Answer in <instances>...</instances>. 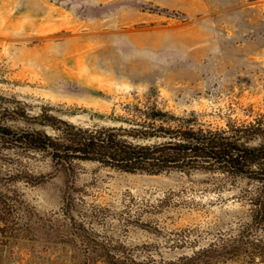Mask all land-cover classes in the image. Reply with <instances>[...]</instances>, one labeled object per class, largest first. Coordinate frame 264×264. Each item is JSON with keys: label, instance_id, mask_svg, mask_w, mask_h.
<instances>
[{"label": "rangeland", "instance_id": "374dc122", "mask_svg": "<svg viewBox=\"0 0 264 264\" xmlns=\"http://www.w3.org/2000/svg\"><path fill=\"white\" fill-rule=\"evenodd\" d=\"M145 105L264 120V0H0V127ZM0 264H264V179L68 170L0 138Z\"/></svg>", "mask_w": 264, "mask_h": 264}, {"label": "trees", "instance_id": "16d2710c", "mask_svg": "<svg viewBox=\"0 0 264 264\" xmlns=\"http://www.w3.org/2000/svg\"><path fill=\"white\" fill-rule=\"evenodd\" d=\"M192 122L145 105L132 107L110 126L87 128L56 120L55 135L0 127V138L26 152L47 155L68 170L84 162L130 174L210 172L264 179L262 118L230 120L220 129L197 128Z\"/></svg>", "mask_w": 264, "mask_h": 264}]
</instances>
